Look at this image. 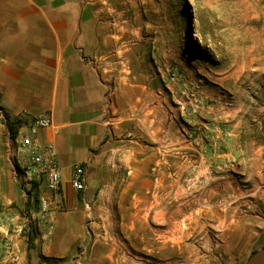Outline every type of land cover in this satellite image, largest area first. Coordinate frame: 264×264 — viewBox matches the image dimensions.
I'll return each instance as SVG.
<instances>
[{
    "label": "rangeland",
    "instance_id": "1",
    "mask_svg": "<svg viewBox=\"0 0 264 264\" xmlns=\"http://www.w3.org/2000/svg\"><path fill=\"white\" fill-rule=\"evenodd\" d=\"M129 4L126 53L135 81L150 87L139 118L127 120L141 123L139 214L122 220L118 191L107 214L92 213L74 263L190 264L159 251L177 239L197 264H247L264 249V0ZM22 156L0 109V264H28L36 247L24 227L36 208L17 169ZM134 224L137 232L127 231Z\"/></svg>",
    "mask_w": 264,
    "mask_h": 264
},
{
    "label": "crops",
    "instance_id": "2",
    "mask_svg": "<svg viewBox=\"0 0 264 264\" xmlns=\"http://www.w3.org/2000/svg\"><path fill=\"white\" fill-rule=\"evenodd\" d=\"M129 2L0 0V104L11 119L52 117L41 138L56 146L67 207L57 214L53 239L37 236L26 251L28 264H75L92 213L107 214L118 191L122 220L139 214L141 123L127 120L139 118L150 87L135 81L134 55L126 53ZM78 163L86 166L82 192L71 182Z\"/></svg>",
    "mask_w": 264,
    "mask_h": 264
},
{
    "label": "built area",
    "instance_id": "3",
    "mask_svg": "<svg viewBox=\"0 0 264 264\" xmlns=\"http://www.w3.org/2000/svg\"><path fill=\"white\" fill-rule=\"evenodd\" d=\"M32 117L29 123L19 128L15 138L18 152L23 155L18 159L23 170L20 179L27 191L32 190L35 183L39 190V208L33 209L26 217L24 227L28 237L36 234L50 241L56 232L58 212L67 209L63 199V178L55 144L41 138V132L51 127L52 117L47 112ZM71 182L79 192L86 189V166L83 163L74 166Z\"/></svg>",
    "mask_w": 264,
    "mask_h": 264
},
{
    "label": "bare ground",
    "instance_id": "4",
    "mask_svg": "<svg viewBox=\"0 0 264 264\" xmlns=\"http://www.w3.org/2000/svg\"><path fill=\"white\" fill-rule=\"evenodd\" d=\"M244 2V1H243ZM252 47V46H251ZM175 163V162H174ZM182 173H184V171L182 172ZM200 175V174H199ZM181 177V176H180ZM199 179V178H198ZM162 183V182H161ZM178 183H179V181H178ZM182 184H183V182H182ZM173 185V184H172ZM176 185V184H175ZM184 185V184H183ZM198 186V185H197ZM172 187H174V186H172ZM177 187V186H176ZM186 187V186H185ZM187 188V187H186ZM174 189V188H173ZM191 189V188H190ZM197 189V188H196ZM184 190H185V188H184V186H181L180 185V187L178 188V190H177V193L178 194H176V195H184ZM192 190V189H191ZM198 190V189H197ZM193 191H194V189H193ZM175 192V191H174ZM191 193H192V191H190ZM188 193V192H187ZM169 194V193H168ZM167 194V195H168ZM201 195V194H200ZM169 196V195H168ZM187 196H188V194H187ZM186 197V196H185ZM182 198V197H181ZM203 199V197L201 196L200 198L198 197L197 198V201L198 200H202ZM204 200V199H203ZM200 202V204H201V202L202 201H199ZM185 203V202H184ZM149 205V204H148ZM152 205V204H151ZM179 205V204H178ZM183 205V204H182ZM135 207V206H134ZM155 207V206H154ZM161 209H162V207H161ZM202 210H203V208H201ZM213 209V208H212ZM139 210V209H138ZM158 210V209H157ZM167 210V209H166ZM198 210V209H197ZM201 210V211H202ZM145 211V210H144ZM150 211V210H149ZM159 211H161V210H159ZM157 212L158 214H160L161 212ZM176 211H177V213H179V214H183L184 212H186L185 211V209H182V208H180V207H176ZM193 211V210H192ZM146 212V211H145ZM145 212H144V215H145ZM147 212H148V210H147ZM167 212V211H166ZM166 212H164V213H166ZM194 212V211H193ZM198 212H200V211H198ZM205 212V211H204ZM163 213V212H162ZM191 213V212H190ZM190 213H188V214H190ZM148 214V213H147ZM193 214V213H192ZM202 214V213H201ZM155 215V214H154ZM162 215V214H161ZM175 215V214H174ZM187 215V214H186ZM195 215V214H194ZM196 215H198V214H196ZM158 217H159V215H157ZM156 216V219L158 220V221H164V219L163 218H158ZM167 216V215H166ZM189 216V215H188ZM201 215H199V217H200ZM146 217V216H145ZM184 217H187V216H184ZM190 217V216H189ZM175 218V217H174ZM145 219V218H144ZM155 219V220H156ZM187 219H190V218H188L187 217ZM146 220V219H145ZM165 220H166V218H165ZM184 220V219H183ZM192 220V219H191ZM199 220V219H198ZM179 221H180V219H179ZM156 222V221H155ZM185 222V221H184ZM142 223H144L143 222V220H142ZM146 223V222H145ZM157 223V222H156ZM159 223V222H158ZM163 223V222H162ZM177 223V222H176ZM180 223V222H179ZM178 223V224H179ZM174 224V223H173ZM181 224H182V222H181ZM145 225H148V224H145ZM145 225H143V224H140V227H139V230H143V227L145 226ZM184 225V224H183ZM191 225H192V223H191ZM197 225V224H196ZM195 225V226H196ZM174 226V225H173ZM172 226V230H175V228L176 227H173ZM186 226V225H185ZM184 226V227H185ZM197 227H198V225H197ZM128 228V227H127ZM145 228H146V226H145ZM179 228H182V227H180L179 226ZM195 229H196V227H194ZM194 228H189V227H187L186 228V232L189 234V232H193L195 229ZM129 229V228H128ZM184 229V228H183ZM182 229V230H183ZM137 230H138V228H137V226H135V224L134 225H131V227H130V229L129 230H127V231H132L133 233H135V232H137ZM167 230V229H166ZM177 230V229H176ZM139 232V231H138ZM155 232V231H154ZM161 234H162V229H161ZM174 232H177V231H174ZM184 232V231H183ZM156 233V232H155ZM172 233V232H171ZM180 233V232H179ZM178 233V234H179ZM159 234V233H158ZM161 234H159V235H161ZM165 234V233H164ZM169 234V233H168ZM191 234V233H190ZM132 235H134V234H132ZM174 235V234H173ZM131 236V235H130ZM129 236V237H130ZM146 236V235H145ZM150 236V235H149ZM166 236V235H165ZM168 236V235H167ZM166 236V237H167ZM175 236V235H174ZM181 236L183 237L184 235H182V232H181ZM135 237V236H134ZM161 237H162V235L160 236V239H161ZM171 237V236H170ZM180 237V236H179ZM179 237H176V238H179ZM130 238H132V237H130ZM142 238V237H141ZM176 238H173V240L174 239H176ZM133 239V238H132ZM163 239V238H162ZM165 239V238H164ZM179 239H182V238H179ZM134 240H135V238H134ZM143 240H144V238H143ZM169 240V239H168ZM140 241V240H139ZM134 245V244H133ZM144 245V244H143ZM183 246V244H182V242L181 241H177V239H176V242L175 241H172V244H169V241H165V242H163L162 243V245H161V247L159 248V251L163 254V256L164 257H167V256H170V255H172V254H177V253H180V255L182 254V256L185 258V260L186 261H189L188 263H190V264H197L196 262L197 261H195V260H193V259H191L190 257H185L184 255H183V250H180V251H177L176 250V247H182ZM141 247H139V249H140ZM143 248H145V249H147L149 252H154L155 250L154 249H149L148 247H144L143 246ZM181 256V257H182ZM195 259V258H194ZM177 264V263H176Z\"/></svg>",
    "mask_w": 264,
    "mask_h": 264
},
{
    "label": "trees",
    "instance_id": "5",
    "mask_svg": "<svg viewBox=\"0 0 264 264\" xmlns=\"http://www.w3.org/2000/svg\"><path fill=\"white\" fill-rule=\"evenodd\" d=\"M0 109H2L4 111V116L6 117V125L9 128L10 135L13 139H15L17 137L19 128L22 125L29 123L33 118L31 115L23 114V115L16 117L15 119H11L9 113L1 106V104H0ZM17 169H18L19 173L23 172V170L21 169L19 164H17ZM37 185L38 184L35 183V187L32 190H29L27 192V194H29L31 200L35 201V208L36 209L39 208V190L37 189ZM34 235H36V234H30L29 235L30 241L33 239V237H35Z\"/></svg>",
    "mask_w": 264,
    "mask_h": 264
},
{
    "label": "water",
    "instance_id": "6",
    "mask_svg": "<svg viewBox=\"0 0 264 264\" xmlns=\"http://www.w3.org/2000/svg\"><path fill=\"white\" fill-rule=\"evenodd\" d=\"M247 264H264V249L258 252Z\"/></svg>",
    "mask_w": 264,
    "mask_h": 264
}]
</instances>
